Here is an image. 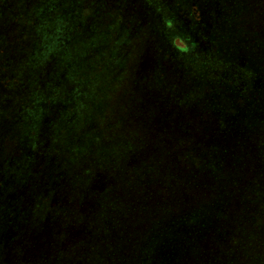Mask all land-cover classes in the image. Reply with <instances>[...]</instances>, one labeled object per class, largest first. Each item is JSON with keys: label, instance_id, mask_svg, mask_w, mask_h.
Listing matches in <instances>:
<instances>
[{"label": "trees", "instance_id": "16d2710c", "mask_svg": "<svg viewBox=\"0 0 264 264\" xmlns=\"http://www.w3.org/2000/svg\"><path fill=\"white\" fill-rule=\"evenodd\" d=\"M233 3L0 0V264H264V27Z\"/></svg>", "mask_w": 264, "mask_h": 264}, {"label": "rangeland", "instance_id": "374dc122", "mask_svg": "<svg viewBox=\"0 0 264 264\" xmlns=\"http://www.w3.org/2000/svg\"><path fill=\"white\" fill-rule=\"evenodd\" d=\"M231 5L236 8V10H237L236 15H238V21L236 19L237 26L235 27L237 30L236 31L237 34L233 33L236 37L238 35H242L241 33H238V32H243L245 30L248 31L250 29L252 31L256 27L263 29V27H264L263 23H260L259 20H261L260 16L263 17V15H264V14L261 15V12H263V8H264V0H235V3H233ZM229 8L231 9L232 7H229ZM168 16H170V17H168ZM157 17L159 18V20L155 23L153 21H151V19H146L143 22L139 23L140 28L143 29L144 31H148V32H153V31L157 32L158 30H164V29H167L165 20L171 18L172 20L170 22L172 24V28L169 31V33L174 35V36L176 34L177 35L181 34V32L184 33L185 28H183L181 25H182V22H184V21H182V18L186 17V15H183V17L177 16L176 14H171V15L166 14L163 16V14L161 13V14H158ZM195 17L196 16L194 15L192 18H195ZM146 22H151V26H147ZM241 22L243 23L242 25H241ZM187 24L190 25L188 22H187ZM243 28H244V30H243ZM199 29L200 28H198L197 30H199ZM152 49H153L152 50L153 52H155V53L158 52L154 46ZM203 53H204L203 50H200L198 52V54H200V55ZM188 58H191V57L189 56ZM195 62L199 63V61H197V60ZM187 64L190 65L188 61H187ZM141 67H142L141 64H137L136 74H135V76L132 77V78H134L133 81L131 82L132 78H131L130 82L127 81L125 83L124 88H127V90H129L130 86L133 84L135 87L140 88L142 90V92L146 91L148 86L152 87L154 90H155V88L158 89L157 84H155V82H157V81L159 82L162 79V73H161L162 69L160 70L161 72H159L158 70L153 68V70H152L153 72L150 74L149 79H146L143 77H137L139 75V68H141ZM165 67L167 69L169 68V66H165ZM203 70L204 69L202 68V71ZM156 72H159V73H156ZM190 73L191 72L188 71V77L191 75ZM227 75H228V73H227ZM166 82H168L169 89L170 90L172 89L171 91L174 93L175 89L171 88L172 83H171L170 79H168ZM168 87L166 86L165 89L169 90ZM203 108H205V104L203 102H201L200 107H197V109H198V111H202Z\"/></svg>", "mask_w": 264, "mask_h": 264}]
</instances>
